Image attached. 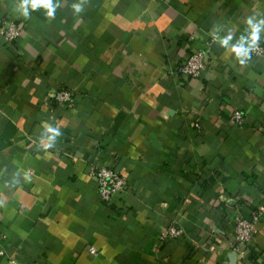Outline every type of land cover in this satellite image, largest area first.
Wrapping results in <instances>:
<instances>
[{
	"label": "crops",
	"instance_id": "1",
	"mask_svg": "<svg viewBox=\"0 0 264 264\" xmlns=\"http://www.w3.org/2000/svg\"><path fill=\"white\" fill-rule=\"evenodd\" d=\"M20 4L0 0V26H22L12 45L0 33V264H264V56L230 51L249 49L264 0ZM208 47L212 67L183 81L180 61ZM60 89L72 104L51 101ZM92 162L127 178L117 201ZM235 208L263 210L244 258ZM173 222L184 235L161 242Z\"/></svg>",
	"mask_w": 264,
	"mask_h": 264
},
{
	"label": "built area",
	"instance_id": "2",
	"mask_svg": "<svg viewBox=\"0 0 264 264\" xmlns=\"http://www.w3.org/2000/svg\"><path fill=\"white\" fill-rule=\"evenodd\" d=\"M21 31L22 26L15 22H9L0 26V33L9 45H12L20 37ZM250 52L257 57L264 56L263 41L258 40L255 45H252ZM211 67L212 52L208 47L205 50H196L182 59L179 64L178 74L183 81L191 78L199 79ZM51 94V101L60 105H70L75 98L74 92L67 89H60ZM231 120L234 124L243 125L245 116L242 110L236 109L232 114ZM195 125L199 127V123ZM88 170L89 176L104 202L110 203L117 201L119 196L129 189L127 178L112 165L92 162ZM230 208L229 206L225 209L229 215ZM231 213V222H233V242L231 249L238 253L240 258H244L246 253L254 246L257 225L263 218V210L260 208L255 209L246 216L235 208ZM183 235L184 229L182 226L177 222H173L162 230L160 241L180 239ZM89 252L93 256L98 255V251L94 246L89 247ZM0 254L4 255L5 252L1 251ZM10 260L12 263H16L14 257L11 256Z\"/></svg>",
	"mask_w": 264,
	"mask_h": 264
},
{
	"label": "clouds",
	"instance_id": "3",
	"mask_svg": "<svg viewBox=\"0 0 264 264\" xmlns=\"http://www.w3.org/2000/svg\"><path fill=\"white\" fill-rule=\"evenodd\" d=\"M29 5L35 9L37 6H44L45 8H47V14L49 17H51L54 12H55V8L52 4V0H21V4H20V9L22 11V15H24L25 17L28 16V7ZM74 7L76 8L77 11L80 10L78 5H74ZM246 23L249 25V27L251 28V33H250V40H251V45L249 47V49H246L243 47V43L241 42L240 44L237 45H233L230 48V51L232 53H234L236 55L237 58H240L241 56H247L248 51L250 50L252 45H255L257 43V41L260 39V30H261V25L264 24V21H260L257 24H253L252 22V18H249ZM232 39L231 35L224 37L220 40V44L221 46L225 47L226 49L228 48L229 45V41ZM243 40V38H242ZM243 62V61H241ZM47 131L52 133V136L49 137V140L51 141L56 135H59V129H54L51 126L47 127ZM52 144L49 143L47 145H45V147H51Z\"/></svg>",
	"mask_w": 264,
	"mask_h": 264
}]
</instances>
